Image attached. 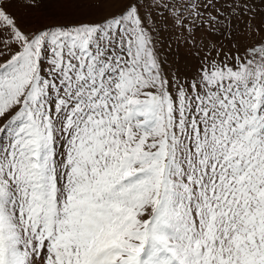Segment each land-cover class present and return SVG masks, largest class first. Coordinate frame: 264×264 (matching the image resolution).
Segmentation results:
<instances>
[{"label": "snow or ice", "instance_id": "6c2138e0", "mask_svg": "<svg viewBox=\"0 0 264 264\" xmlns=\"http://www.w3.org/2000/svg\"><path fill=\"white\" fill-rule=\"evenodd\" d=\"M262 8L0 0V264H264V39L203 42ZM158 24L204 50L191 74Z\"/></svg>", "mask_w": 264, "mask_h": 264}, {"label": "rangeland", "instance_id": "374dc122", "mask_svg": "<svg viewBox=\"0 0 264 264\" xmlns=\"http://www.w3.org/2000/svg\"><path fill=\"white\" fill-rule=\"evenodd\" d=\"M264 11V8L261 9ZM202 12H206L205 9L201 8ZM14 14L18 17V23L22 28H29L33 25L51 22L48 18L47 13L43 10H27L23 7H16L13 9ZM158 17H163L166 15L165 12L160 11L155 14ZM254 24H260V18L258 17ZM157 27L160 29L161 36L163 39L160 42V55L163 60H166V63L163 65L165 70L169 69V66L175 68L179 67L181 72H191L195 71L199 63V56L204 54V50H199L198 47H193L191 43L185 45L181 43L179 47L176 44V36L173 35L171 29L167 25L158 24ZM240 32L236 33L233 38L228 37H205L203 42H214L219 46H222L225 51H227L233 44L241 43H250L252 40H261L264 39V25L261 26V30L258 33H255L254 36H249L246 25L242 22L239 25ZM202 34V29L196 30L197 35V45L201 43L200 37ZM178 58V65L176 63Z\"/></svg>", "mask_w": 264, "mask_h": 264}]
</instances>
